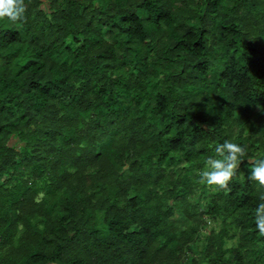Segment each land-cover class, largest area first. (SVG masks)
Here are the masks:
<instances>
[{
	"label": "trees",
	"instance_id": "1",
	"mask_svg": "<svg viewBox=\"0 0 264 264\" xmlns=\"http://www.w3.org/2000/svg\"><path fill=\"white\" fill-rule=\"evenodd\" d=\"M0 21V264H264V0H25ZM247 156L199 183L214 146Z\"/></svg>",
	"mask_w": 264,
	"mask_h": 264
},
{
	"label": "clouds",
	"instance_id": "2",
	"mask_svg": "<svg viewBox=\"0 0 264 264\" xmlns=\"http://www.w3.org/2000/svg\"><path fill=\"white\" fill-rule=\"evenodd\" d=\"M27 6L25 0H0V21L13 24L26 20ZM246 147L225 140L214 146V153L204 161L199 171V183L211 191H229V185L237 174L244 157ZM248 179L255 183L259 193V203L254 211V223L258 234L264 237V158L249 157Z\"/></svg>",
	"mask_w": 264,
	"mask_h": 264
}]
</instances>
